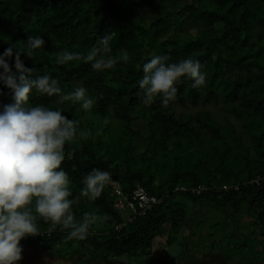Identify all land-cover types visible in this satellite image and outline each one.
<instances>
[{
    "label": "trees",
    "instance_id": "trees-1",
    "mask_svg": "<svg viewBox=\"0 0 264 264\" xmlns=\"http://www.w3.org/2000/svg\"><path fill=\"white\" fill-rule=\"evenodd\" d=\"M36 35L45 46L31 58L21 55L25 66L56 78L65 93L82 85L96 100L90 111L71 101L58 104L56 96L33 94L29 102L78 121L61 167L71 181L69 198L78 201L75 218L94 213L100 219L82 241L67 240L66 231L39 220L40 233H51L20 244L39 247L49 258L118 264L121 257L131 263L158 258L160 239L159 252L181 248L171 262L199 264L200 255L217 250L227 264L234 258L264 264V180L250 182L264 173V0H0V53L9 46L23 50L27 36ZM104 35H110L115 68L96 72L81 60L56 64L57 52L86 54ZM153 55H167L169 62L199 59L206 85L193 89L182 78L175 101L163 106L157 97L145 107L137 81ZM10 102L0 85V104ZM209 103L235 122L223 125L205 107L186 115L174 111L175 105ZM93 168L117 176L124 192L141 185L162 202L115 229L123 216L109 187L95 201L80 195L82 178ZM238 181V190H175Z\"/></svg>",
    "mask_w": 264,
    "mask_h": 264
},
{
    "label": "clouds",
    "instance_id": "clouds-1",
    "mask_svg": "<svg viewBox=\"0 0 264 264\" xmlns=\"http://www.w3.org/2000/svg\"><path fill=\"white\" fill-rule=\"evenodd\" d=\"M26 40L23 50L9 46L0 53V85L9 90L11 97L10 103L0 104V264H17L22 259L20 241L41 234L39 220L59 226L66 231L67 240L82 241L100 219L94 213H85L80 220L75 218L72 206L78 201L69 198L71 181L61 167L66 158L65 145L77 135L78 121L63 115L59 108L29 102L33 94L56 96L58 104L71 101L90 111L96 100L82 85L65 93L56 78L25 66L21 55L31 58L46 43L42 35L27 36ZM109 41L110 35L99 37L86 54L57 52L55 62L67 65L81 60L96 72L113 69L118 61L108 55ZM128 59L124 51L123 62ZM169 61L167 55H153L142 64L137 95L145 107H150L157 97L163 106L175 101L182 78L191 80L193 89L206 85L199 59ZM108 123L105 118L102 127ZM111 177V172L93 168L82 178L80 195L95 201Z\"/></svg>",
    "mask_w": 264,
    "mask_h": 264
},
{
    "label": "rangeland",
    "instance_id": "rangeland-1",
    "mask_svg": "<svg viewBox=\"0 0 264 264\" xmlns=\"http://www.w3.org/2000/svg\"><path fill=\"white\" fill-rule=\"evenodd\" d=\"M205 107L209 110L212 111L213 116L220 121L223 125L226 124L227 122H235L234 119L229 116L225 115L223 111L219 108V104H212L209 103L206 106H198L197 108H192V107H182L179 105L174 106V111L178 114H188L191 112H194L198 110L199 108ZM139 132H141V128H137ZM160 239H158L155 243L154 246V251L156 252V257H146L144 259L138 260L137 262H132L128 259H124L123 257L116 259V263L118 264H167L170 262V264H183L182 262H179L178 259L172 260L175 256L180 251V247L172 246V247H167L166 251L159 252V249H161L160 245ZM23 248L22 251V259L17 262V264H80L77 262L73 261H68V260H62V259H55V258H49L47 255L44 253V251L39 248V247H34V246H27V245H21ZM212 254L209 255H200L199 258V264H227V260L223 259L222 255L218 254V251H212ZM224 253V252H223ZM159 262V263H158ZM229 264H237L236 263V258L232 259ZM247 264H261L259 262H252L248 261Z\"/></svg>",
    "mask_w": 264,
    "mask_h": 264
},
{
    "label": "built area",
    "instance_id": "built-area-1",
    "mask_svg": "<svg viewBox=\"0 0 264 264\" xmlns=\"http://www.w3.org/2000/svg\"><path fill=\"white\" fill-rule=\"evenodd\" d=\"M262 180H264V173L257 175L256 177L251 179L250 182L259 184ZM240 185V181L232 185L223 184L221 186H211L206 183H200L191 186L180 185L177 186L175 190H186L192 193L200 194L201 192L209 189L227 190L229 188H232L234 190H238ZM106 187H109L111 190L110 193L113 199L114 208L123 216V221L116 225L115 229H121L127 223H131L136 217L143 216L155 205H158L162 202V197H158L156 195L148 193L146 189L141 185H137L131 192H124L117 180H111ZM43 233H47L49 235L51 233V230L49 229L45 232H41V234Z\"/></svg>",
    "mask_w": 264,
    "mask_h": 264
},
{
    "label": "water",
    "instance_id": "water-1",
    "mask_svg": "<svg viewBox=\"0 0 264 264\" xmlns=\"http://www.w3.org/2000/svg\"><path fill=\"white\" fill-rule=\"evenodd\" d=\"M111 178H112V180H118L117 176H112Z\"/></svg>",
    "mask_w": 264,
    "mask_h": 264
},
{
    "label": "crops",
    "instance_id": "crops-1",
    "mask_svg": "<svg viewBox=\"0 0 264 264\" xmlns=\"http://www.w3.org/2000/svg\"><path fill=\"white\" fill-rule=\"evenodd\" d=\"M159 263V262H158Z\"/></svg>",
    "mask_w": 264,
    "mask_h": 264
}]
</instances>
